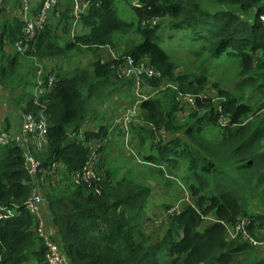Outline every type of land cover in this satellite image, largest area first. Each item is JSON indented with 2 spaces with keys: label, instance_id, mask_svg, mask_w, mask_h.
Here are the masks:
<instances>
[{
  "label": "trees",
  "instance_id": "16d2710c",
  "mask_svg": "<svg viewBox=\"0 0 264 264\" xmlns=\"http://www.w3.org/2000/svg\"><path fill=\"white\" fill-rule=\"evenodd\" d=\"M62 1L48 11L22 57L1 52L5 46L13 49L21 39L22 23L14 17L0 25V87L10 96L20 91L21 112H38L46 122L45 144L34 152L41 172L34 176L23 166L20 145L0 144V206L12 213L0 218V264H45L35 218L25 206L33 186L42 191L52 237L67 264H264V118L257 116L264 102L252 107L246 95L264 99V22L260 20L264 0H213L205 7L195 0H127L134 18L129 23L117 18L114 0H81L82 12L77 14L73 0ZM157 20H167L168 28L208 43L212 57L225 54L238 61L235 86L227 91L214 86L218 101L213 102V95L196 99L195 110L179 125L174 122L178 94L203 96L209 83L205 76L175 72L170 57L156 43ZM74 23L87 31L72 34ZM130 28L139 42L123 48L111 61L103 60V51L112 49V35ZM82 52L89 55V63L70 73L62 68L48 71L54 74V85L34 105L26 93L34 80L32 60H69L71 54ZM125 57L146 58L159 73L160 79L146 81L149 86L155 88L161 81L172 86L160 101L138 105L149 134L144 131L137 137V162L148 166L147 171L163 172L177 170L179 159L185 160L191 202L168 215L157 241L142 229L149 219L150 188L145 183L127 175L116 177L112 169L103 168L104 158L94 167L95 179L74 183L71 177L87 161V143H101L108 133L107 126L99 125L78 139L85 121L84 103L108 96L107 87L119 82L114 80L115 71ZM218 108L228 119L225 127L216 123ZM147 124L180 133L183 139L153 141L144 149L143 143L152 139ZM204 126L217 129L213 141L205 138ZM8 129L5 121L1 131L9 133ZM163 174L170 181L172 173ZM250 199L257 202L256 209L249 208ZM206 218L211 221L198 229ZM239 219L245 222L235 231ZM227 227L234 230L233 237H228Z\"/></svg>",
  "mask_w": 264,
  "mask_h": 264
},
{
  "label": "rangeland",
  "instance_id": "374dc122",
  "mask_svg": "<svg viewBox=\"0 0 264 264\" xmlns=\"http://www.w3.org/2000/svg\"><path fill=\"white\" fill-rule=\"evenodd\" d=\"M195 1L201 7H205L208 5L211 6L212 4H214L213 0ZM62 2L58 5H61ZM129 5L130 2L127 0H114V9L117 18L127 23L134 21ZM82 6L83 3L81 0H73V13L82 12ZM14 9L11 8V11L9 12L10 15H13L15 11ZM0 13H4L3 9H0ZM156 23H158L156 29V43L170 57L175 66V72L177 74H187L193 77H206L209 85L205 89V94H203V97L207 98V96L213 95L214 97H211L213 99V102H217V92L215 94L214 91L216 89L214 88V86L223 91L231 90L235 86V84L239 80L238 61L235 58L226 56L225 54H221L219 57H212L208 43H201L194 38L186 37V33L184 31H181V33H177L175 30L168 28L167 20H157ZM80 30L81 29L78 28V31L76 32L79 33ZM132 30L133 28H130L123 34L112 35V49H106L109 51L105 50L108 54L106 52L102 53L103 60H110V50L114 52H112L111 55H114V57H116L122 52L123 48L128 47L133 43L139 42V37L133 34ZM82 32H84V30ZM89 61V55L85 52H82L80 54H71L69 60L60 59L59 64H56L54 62L51 66H49L48 69H46V65H44L46 63L42 61L36 62L45 72L52 69L58 71L60 68H62L65 72L70 73V71L74 67H85V65L88 64ZM23 63L26 67H28L27 62L24 61ZM70 63L73 64L71 65ZM32 67L33 69L35 68L34 65ZM51 74L54 76L53 73ZM114 80L119 82H117L116 85L111 86V88L109 86L107 87V97L101 96L100 98L91 99L90 101H85L84 103L86 104L84 105L85 118H87V121H89L91 126L94 127L93 129H96L101 124L107 126V124L111 125V123L113 128L115 126V119L117 117L119 118V116L123 112L122 109L126 106H131L135 100L132 85L130 84L127 86L125 83V81L129 79L120 76L115 77ZM143 83L144 85L139 92L144 98H146V100L155 99L160 101V98L163 96V94L168 89H172V86L166 81H161L155 88L149 86L146 81ZM117 84H120L119 91L123 89V91H121L120 93H118V90L116 89ZM29 90H27V94ZM0 92V116L2 117V112L3 116L7 117V121L9 122V124L13 126V118L16 114V106L20 107L18 105L22 104L23 101L17 100L20 94H13L12 96H10V92L8 90H4L3 87H0ZM246 95L248 97V102L252 107L257 108L264 102V99L260 98V96L258 95L250 93ZM10 99L16 100L19 104H10L9 106V101L13 104V101H11ZM3 103L5 104V107H2ZM195 108L196 107H194L193 109L186 108L183 105L177 104L176 111L174 113V118L176 121L174 122L176 124H178L179 122L185 123L187 121V116L192 113ZM93 110H100L102 112H100L99 114H93ZM19 111L21 112V108L19 109ZM113 111H116V113H114ZM21 114L23 113L21 112ZM139 116L140 114L137 111L136 116L132 118L133 121L129 126L124 127L121 123L116 124L117 127L123 130V139L120 137H116L113 144L106 146L105 151H103L104 160L102 166L103 168L112 169V171L116 173V177H119L120 175H127L137 182L145 183L150 188V196L148 197L146 203V213L149 219L144 224L142 229L144 233L149 235L151 241H157L166 229L168 215L171 214V211L174 208L179 209L182 205L190 203V194L187 189V182L186 180H184V159H179L180 166L177 170H162L163 172L168 171L174 174L171 176V178H169L170 181L168 182L164 180L163 172H159L157 169H155L156 172L147 171L148 166L142 165L137 162L135 158L136 152L134 149L136 148L135 145L137 143V139L132 138L131 142L129 128L130 126L137 127V125H139V122H141ZM257 116L259 118H264V108L259 110ZM205 127L206 126H204L205 138L213 141L215 135L218 132L217 129ZM1 128L2 126L0 125V132L3 133L1 131ZM87 128H90V125L87 126ZM127 130L128 132H126ZM148 134V130L146 129V135ZM175 137L178 138V140L183 139L180 133H166L165 130V138L162 140V142L170 141L171 139H175ZM150 142L154 143L153 138L147 139L143 144V148L147 149ZM160 142L161 141L157 143ZM93 167H95V164L93 165ZM40 179H42V176ZM43 186L46 187V184L44 183ZM37 189V194H39L43 199L40 187L38 186ZM45 190H47V188ZM256 203L257 202L254 199H250L248 201L249 208L256 209L258 206ZM210 221V218H206L198 229H201Z\"/></svg>",
  "mask_w": 264,
  "mask_h": 264
},
{
  "label": "built area",
  "instance_id": "2783aa9c",
  "mask_svg": "<svg viewBox=\"0 0 264 264\" xmlns=\"http://www.w3.org/2000/svg\"><path fill=\"white\" fill-rule=\"evenodd\" d=\"M61 1L62 0H42L39 9L35 14H32L29 2L27 0H18L16 17L22 23V27L20 29L21 39L13 45V51L16 54L21 56L24 55L28 44L32 43L37 34L41 31L46 21L48 11ZM1 6L2 1L0 0V7ZM74 14L77 13L74 12ZM260 20L264 22L263 17L260 18ZM33 63L35 67L34 80L29 95L33 104L36 105L37 99L51 90L55 78L52 74H47L34 59ZM115 76H121L131 80L135 96L133 104L125 109L115 122L116 124L121 123L125 127L132 123V118L136 116L138 111V105L146 100V98H144L139 92L144 85L143 82L160 79V75L150 66L146 58L133 61L130 57H125L122 66L116 69ZM203 98L202 95L178 94L177 101L180 105L193 109L196 106L195 100ZM216 116L218 127H225L228 124V119L222 115L219 108L216 111ZM147 126L151 130L153 141L155 143L159 141L162 142L165 138V129L161 126L156 127L151 124H147ZM45 134L46 122L40 113H23L20 119L19 128L15 134L0 133V144L12 141L13 143L20 145L22 149L23 166L29 175L34 176L38 172H41L39 162L34 157V152L40 151L39 149H42L44 146ZM87 146L89 148V156L85 165L80 171L71 175L74 183L96 178V173L93 167L95 150H93L91 144H87ZM52 168H54V164L52 165ZM37 190L38 189L33 186L30 196L25 201V206L35 218L34 231L44 245V262L45 264H67L62 250L52 237V232L50 231L49 223L47 222L48 220L46 221L42 216V210L40 208L44 202L40 195L37 194ZM178 211L179 209L174 208L171 211V214L177 213ZM11 215V211L0 206V218H6ZM244 222V219H239L234 226V230H240ZM226 230L228 237L234 236V230L229 227H227Z\"/></svg>",
  "mask_w": 264,
  "mask_h": 264
},
{
  "label": "crops",
  "instance_id": "0c3cea01",
  "mask_svg": "<svg viewBox=\"0 0 264 264\" xmlns=\"http://www.w3.org/2000/svg\"><path fill=\"white\" fill-rule=\"evenodd\" d=\"M2 1V6L0 7V9H3V11H4V13L2 14V13H0V25L1 24H3V22H8L9 20H11V18L13 17H15L16 19H17V17H16V10H17V5H18V0H1ZM28 2H29V5H30V10H31V13L32 14H35L36 13V11L39 9V7H40V4H41V1L42 0H27ZM14 7H15V9H14ZM11 8H13L15 11H14V13H13V15L11 14L10 15V11H11ZM82 8V7H81ZM11 17V18H10ZM18 20V19H17ZM19 21V20H18ZM78 28H80L81 30L79 31V33H77L76 31H78ZM84 30V32H86L87 30L85 29V28H81L78 24H76V23H74L73 24V26H72V34H80V33H83L82 31ZM106 51H109V50H106ZM106 51H103V52H106ZM1 52H3V53H5L6 55H11L12 53H15V52H13V49H12V47H8V46H5V47H3L2 49H1ZM113 51H111L110 50V60H108V61H111V59L114 57V55H111V53H112ZM107 53V52H106ZM105 53V54H106ZM114 53V52H113ZM108 54V53H107ZM116 56V55H115ZM59 62L60 61H55V63L56 64H59ZM54 62H49V63H46V64H44V65H46V69H48L49 68V66H51L52 64H53ZM71 65L73 64V63H70ZM60 66V65H59ZM25 68V67H24ZM47 73H49L48 71H47ZM33 83V82H32ZM119 88H120V84H117V87H116V89L118 90V93H120L121 91H123V89H121V91H119ZM30 91H31V88H30V90L28 91V93H30ZM1 93V92H0ZM13 94L14 95H17V94H20V91H18V93H17V91H15V92H13ZM12 94V95H13ZM11 100V99H10ZM11 101H13V104L9 101V106H10V104L11 105H14V104H16V102L14 101V100H11ZM88 101H90V100H87L86 102H88ZM176 101H177V98H176ZM120 102H121V100H120ZM177 104H179L178 103V101H177ZM22 105L23 104H19L18 106H20V107H17L16 106V114H15V116H14V118H13V122H14V125L12 126V125H10L9 124V129H8V132L10 133V134H15L16 132H17V130H18V128H19V123H20V119H21V116H22V114H21V112L19 111V109L22 107ZM86 105V104H85ZM180 105V104H179ZM2 107H5V104L3 103L2 104ZM129 106H126V107H124L123 109H122V111H124L125 109H127ZM85 110V109H84ZM7 112H8V110H7ZM100 112H102V111H100V110H98V111H94L93 110V114H99ZM110 112V111H109ZM114 113H116V111H113ZM114 113H112V114H114ZM1 114H2V117L0 116V122H1V126L3 125V123L5 122V121H7V117H5V116H3V113L1 112ZM86 114H87V111H86ZM118 119V117L115 119V121H114V123L116 122V120ZM8 122V121H7ZM9 123V122H8ZM90 125V128H87V126H89ZM101 125H103V124H101ZM142 126H144L143 125V123H139V125H137V127H134V126H132V127H130L129 128V133H130V135H131V138H130V140H131V142H132V138H136L137 139V137H139V136H142V132L144 133V131H146V129L145 128H143ZM107 127H108V133H107V137H106V140L105 141H103V142H101V143H98V142H96V141H90L89 143H87V144H91V146L93 147V150H95V157H94V162H93V165L95 164L96 165V163L98 162V161H100V159L102 160L103 159V156H104V152L103 151H105V148H106V146H108V145H111V144H113L114 143V139L116 138V137H120V138H122L123 139V130L122 129H120L119 127H117V125H116V123H115V126L112 128V123H111V125L110 124H107ZM142 127V128H141ZM145 127V126H144ZM94 127H92L91 126V124L89 123V121H87V118H85V121H84V123L82 124V126H81V128H80V131H79V133H78V139L79 140H82V133L85 131V130H95V129H93ZM126 132H128V130L126 131ZM110 142V143H109ZM144 144V143H143ZM101 148V150L100 151H102L101 153H99V152H96V150H98V148ZM172 175H174V174H172ZM165 180V179H164ZM166 181V180H165ZM168 182V181H167ZM41 210H42V216H43V218L47 221L48 220V215H47V211H46V208H45V205H44V203L42 204V206H41V208H40ZM147 214V213H146Z\"/></svg>",
  "mask_w": 264,
  "mask_h": 264
}]
</instances>
